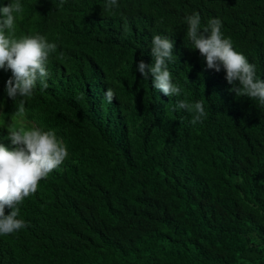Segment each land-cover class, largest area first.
Segmentation results:
<instances>
[{
    "label": "trees",
    "instance_id": "trees-1",
    "mask_svg": "<svg viewBox=\"0 0 264 264\" xmlns=\"http://www.w3.org/2000/svg\"><path fill=\"white\" fill-rule=\"evenodd\" d=\"M20 3L16 36L44 35L57 49L23 117L21 98L5 91L12 73L0 69V143L14 147L9 126L36 127L69 156L19 205L27 227L0 235V264H264V106L230 92L223 69H206L184 21L219 18L264 80V0ZM156 34L174 43L179 98L137 71L153 63ZM176 99L203 101V122L174 111Z\"/></svg>",
    "mask_w": 264,
    "mask_h": 264
},
{
    "label": "clouds",
    "instance_id": "clouds-1",
    "mask_svg": "<svg viewBox=\"0 0 264 264\" xmlns=\"http://www.w3.org/2000/svg\"><path fill=\"white\" fill-rule=\"evenodd\" d=\"M63 2V0H62ZM118 6L117 0H106L105 10ZM23 12L20 0H10L0 7V69L10 70L12 76L7 80V97L15 101L20 97L15 112L17 117L25 115V98H31L39 83L41 90L48 87L49 72L46 68L50 54L55 53L57 45L50 43L44 35L16 36V20ZM185 44L198 50L204 58L208 70L225 72V79L237 97L247 96L264 106V80L258 79L256 67L243 53L237 52L232 41L224 37L222 21L211 18L201 27L199 13L187 15ZM174 43L168 36L153 35L151 55L153 63L139 61L137 71L146 80L151 76L152 86L165 96L179 98L181 87L173 82L168 65L175 62ZM111 104L116 93L111 87L104 93ZM174 111L183 110L192 115L193 124L202 123L207 113L203 101L189 103L187 99H176ZM8 138L14 146L9 149L0 143V235H9L27 227L19 219L24 199L35 193L39 181L57 169L69 156L66 145L58 139L54 131L40 128L7 127ZM10 209L6 214L5 209Z\"/></svg>",
    "mask_w": 264,
    "mask_h": 264
}]
</instances>
